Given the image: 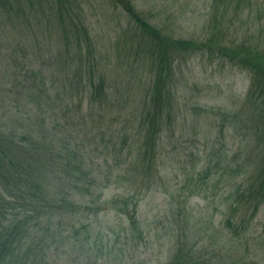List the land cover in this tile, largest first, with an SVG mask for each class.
I'll return each mask as SVG.
<instances>
[{
  "label": "trees",
  "instance_id": "1",
  "mask_svg": "<svg viewBox=\"0 0 264 264\" xmlns=\"http://www.w3.org/2000/svg\"><path fill=\"white\" fill-rule=\"evenodd\" d=\"M109 2L128 18L117 38L120 42L124 33L137 44L138 61L100 57L82 0H0V53H8L0 70V264L20 259L36 219L56 221L84 209L97 215L107 205L103 189L112 181L134 194L118 197L111 207L123 203L137 210L135 198L145 186L161 182L162 136L177 132L178 56L217 57L251 76L239 111L216 114L221 117L216 144L228 128L241 135L239 150L229 156L224 146H215V167L201 177L210 178L216 169L215 190L227 196L222 214L229 234L215 229L213 235L226 239L217 240L223 250H237L235 239H245L264 204V24L252 33L257 22L251 14L238 24L255 6L252 0H216L205 37L189 40L137 12L133 0ZM257 12L261 19L262 4ZM240 26L247 27L242 41ZM141 68L150 76L138 77ZM116 122L120 128H114ZM92 139L99 144L90 151ZM225 183L228 193L220 188ZM260 245L264 249V240ZM243 246L251 249L249 242ZM195 248L178 241L169 264H218L197 256Z\"/></svg>",
  "mask_w": 264,
  "mask_h": 264
},
{
  "label": "rangeland",
  "instance_id": "2",
  "mask_svg": "<svg viewBox=\"0 0 264 264\" xmlns=\"http://www.w3.org/2000/svg\"><path fill=\"white\" fill-rule=\"evenodd\" d=\"M133 1L137 12L150 14L153 23L165 26L175 38L188 40L205 37L216 4V0ZM82 2L84 17L95 36L100 57L114 56L115 63L120 58L138 61L137 44H132L124 33L120 42L117 38L128 23L122 9H116L109 0ZM252 2L255 6L246 9L238 24L251 14L257 22L251 26L252 33H256L264 24V14L261 19L257 15L258 6L264 7V0ZM240 27L238 39L242 41L247 27ZM126 48L131 51L128 53ZM201 56H178L177 132L174 137L163 134L161 154L157 155L161 182L145 186L141 195L135 198L137 210L133 205L126 208L123 203H119L118 208L111 207L118 197L134 194L129 193L123 183L112 181L103 189V201L107 205L97 215L84 209L83 214L60 216L56 221L52 217H43L31 222L38 225L30 229L29 238L19 252L20 259L14 264H169L178 251V241L195 245L197 256L214 263L264 264V249L260 245L264 240V204L252 219L245 239H235L237 250L227 252L217 241L222 239L221 242L226 243V239L213 237L215 229L229 234L222 214L226 210L223 204L227 196L222 195L223 191L215 190L216 169L210 178H201L210 165L215 167V146H224L225 154L228 152L229 156L239 150L241 135L234 130L228 132V128L224 140L216 144L221 130V117L216 114L239 111L249 90L251 76L227 61ZM44 58L48 60V54ZM7 59L8 53L1 51V71H4ZM12 62L10 60V64ZM125 71L114 70V73L123 75ZM135 74L144 79L150 76L145 68L136 70ZM119 124L114 123V128H120ZM92 140L87 142L90 151L99 144V140ZM100 158L102 156L98 155L99 161ZM220 188L227 193L230 190L226 183L220 184ZM246 242H249V251L243 246Z\"/></svg>",
  "mask_w": 264,
  "mask_h": 264
}]
</instances>
